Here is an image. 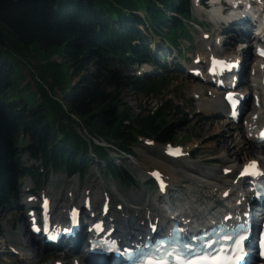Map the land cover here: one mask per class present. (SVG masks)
Here are the masks:
<instances>
[{
    "label": "trees",
    "instance_id": "16d2710c",
    "mask_svg": "<svg viewBox=\"0 0 264 264\" xmlns=\"http://www.w3.org/2000/svg\"><path fill=\"white\" fill-rule=\"evenodd\" d=\"M191 18V0H0V206L13 205L20 178L41 183L45 171L83 174L91 159L134 185L112 152L133 153L138 136L172 142L188 121L171 119L178 110L171 102L146 114L133 115L126 107L125 90L152 92L165 84L128 74L133 65L158 64L138 26L177 46L181 36L189 38ZM4 29L24 45L63 46L59 63L68 64L72 80L60 91L62 100L52 89L59 79L53 78L52 86L42 79L50 77L48 71L36 74L42 83L37 105L15 99L16 68L4 55L10 44ZM25 154L40 161L43 170L26 167Z\"/></svg>",
    "mask_w": 264,
    "mask_h": 264
},
{
    "label": "rangeland",
    "instance_id": "374dc122",
    "mask_svg": "<svg viewBox=\"0 0 264 264\" xmlns=\"http://www.w3.org/2000/svg\"><path fill=\"white\" fill-rule=\"evenodd\" d=\"M199 11H201L203 15L197 10H193L191 26L192 45L184 39L179 45L180 49H170L169 46H166L164 41L157 38L156 43L149 46L151 47V49H149L151 54L156 56L168 67L167 73H160V69L151 71V80H156L159 84L164 82L165 85L156 88L152 92H147L146 88H144L143 91L134 88L124 91L125 105L133 115L146 114L148 111L156 108L162 103L169 101H171L173 105L178 104L179 107L176 111L177 114H174L171 119H182V121H184V119L187 118L188 121L184 122L185 125L178 133V139L174 140L173 143L182 144L184 147L190 146V151L192 152L193 157H190L191 159L186 158L178 161L172 160L165 156V146L141 140L133 147V155L112 152V155L115 156L116 162L119 164L122 163L137 180L138 184L135 186L127 185L125 182H121L107 174V172L99 165L100 163L103 164V162L99 163L96 159L88 161L87 169L83 174L69 176L65 172L56 173L49 171L47 173L48 176L44 179V182L39 189L35 186L34 180L31 178L26 177L18 180L16 198L13 205L11 207L0 206V223L2 226V236L0 238V264H46L48 262L52 263L54 258H56L55 255L58 253L57 250L52 251L49 247L47 248L43 246H41L42 249L40 250L39 257V254H37L39 248L36 243L37 241H32L26 234L27 229L25 224L29 223V220L27 215L28 209L25 207L24 200L29 194L27 193L28 190L33 187V195L36 193L40 194L41 192L43 194V192L46 193L50 190L63 194V199H54L55 201H59L61 203H59L60 205H67L68 195L70 197L73 190L80 191L79 197L73 192L74 197L80 202H82L84 197L86 198L85 194L89 192L88 189L93 192L98 191L100 202L98 204L94 202V205L97 206V211H100L101 201L104 199V194H111L112 192L114 194V197L112 196L113 208L115 209H113V212L120 214L128 211V213H130L129 208H131L133 211L131 215L136 219L137 215H140V213L143 215V210L150 208L149 205H145V200L153 199L154 201L157 200L156 203H159L153 181L146 178L148 176L147 171L154 168L155 171L156 169L161 170V165L179 166L185 163L192 166L196 172H203L212 175L217 169L223 167L222 157L227 150V146L231 145L233 140L234 143L232 146L235 145L237 149L239 148L236 146L235 142L241 138L242 127L238 124L230 123L228 119L226 121V116L214 115V117L211 113L202 111L193 95V89L200 87L198 86L200 85V82L188 77L186 72H184V69L179 65L184 64L186 61L190 63L193 62L194 55L199 50L206 48L207 45L202 44V35L204 32H210V34H213L215 30H218L215 25L209 23L210 10L200 8ZM193 25H195V27ZM4 31L10 42L8 48L4 49V55L9 58L16 68L13 77L15 84L13 89H11V93L15 99H25L31 105H37L40 101L42 83L37 79L36 74L41 75L43 71H48L50 74L49 78H43L42 75L41 77L49 86H52L53 78L59 79L56 87H52V89L54 96L57 99L62 100L60 91L63 90L64 87H67L72 80V72L69 70L68 64L65 63L60 65L59 63L63 58V46H54L45 50L40 48L37 43L24 45L21 44L13 34L8 33L7 29H4ZM231 33H233V36L235 35L234 32ZM145 37L148 41L154 39V36L150 31H148V33L146 32ZM228 47H230L226 49V51H229L228 53L231 52L232 54H236L237 48L240 47L237 38L231 41ZM178 51L183 52L180 56L181 58L178 56ZM245 55L246 57L249 56L247 53ZM54 67L57 68V70H51ZM140 67L133 68L136 69V71L135 73L130 74L137 75L143 70L142 66ZM56 73L57 75L55 77L54 75ZM162 77H167L166 82L159 80ZM76 82L77 79H73V84ZM245 82H247V79H245ZM251 105L252 111L250 110L248 115L258 108L256 103L252 102ZM214 112L215 111H213V113ZM218 121H220V123H222V121L225 122L224 126L221 125L219 127V124L217 123ZM236 125L239 126V129H235L234 126ZM217 138H222L223 144H217ZM194 148H196L195 151ZM249 149H253L255 153L253 152L252 156L255 158L260 159L264 157V146H255L251 144L249 145ZM239 152L241 151L239 150ZM238 154L245 157L248 154L247 149L243 154ZM22 162L25 166L40 164V162L33 161L27 154L22 157ZM178 171L180 172L178 173L176 180L180 181L181 186L175 188H179L177 193L180 195L182 203L184 202L183 196L186 199L189 198L188 200L191 201V199L194 198L193 194L195 191L197 192L196 196H200V202H203L206 197L208 199H213L218 196L216 191L212 194L214 191L212 187L210 185L205 187V183H203L202 180L198 182L191 181L184 174L186 170L182 169ZM104 184L107 185L109 190L103 188ZM207 190L208 192H206ZM39 199L40 196H38V200ZM121 203H123L127 209L123 207L118 208V204ZM70 204H73V202ZM58 208L59 205L57 209ZM139 222L140 221H138V223ZM135 228L136 227H134V229ZM11 240H16L18 243H13ZM23 244H26V246L29 244V250H26L25 252L22 251L23 257L15 256L10 249V246L19 250V247L23 246ZM83 248L81 250V256L86 255L85 253L87 252V249L84 248L83 250ZM58 251L61 253L60 248ZM26 254L28 257H26ZM63 255L67 254L63 252Z\"/></svg>",
    "mask_w": 264,
    "mask_h": 264
},
{
    "label": "bare ground",
    "instance_id": "6f19581e",
    "mask_svg": "<svg viewBox=\"0 0 264 264\" xmlns=\"http://www.w3.org/2000/svg\"><path fill=\"white\" fill-rule=\"evenodd\" d=\"M240 19H241V22L234 23L236 19L229 17V19H228L229 24L225 25L224 29L226 31L229 30V32H236L238 42H241V43L250 42L251 40H253V39H251V36L253 34V31H252L253 23L248 19H243V18H240ZM225 20H227V18H225ZM210 43L211 42H209V41L207 42L208 45H210ZM213 51L216 53H221L220 50H213ZM246 53H247V55L251 54V56L253 57L251 64H250L251 65L250 71H254L256 76L259 73L262 74L261 63L256 60V58L254 56V52L250 50V46L243 47L240 50H237L236 54H232V53H228V54L230 56H232V59L235 60L238 58L245 57ZM197 56H200L203 58L204 54L199 53ZM244 73H245L244 76H246V73H247L246 69L244 70ZM199 81H201V80H199ZM198 86H200V87L194 88L193 92L199 94V97L197 98V100H198L197 103L199 104V108L202 111L207 112V113H211L212 116H214L215 113L217 112V110H220L223 106H225L224 100H223V95L221 94L219 89H217L213 86H210L208 83H206L204 81H201L200 85H198ZM247 87H248L249 91H251V92L256 91V89H257L256 80H253L251 83H249L247 85ZM206 90L211 91L210 96L206 95ZM236 91H238V89H236ZM247 98H248V95H246L245 100ZM213 111H215V112L213 113ZM228 113H229V111H228ZM228 113H227V115H229ZM255 114L257 115V118H254ZM261 122L264 123V111L263 110L257 109L253 112L252 115H246V114L244 115L243 121H241V123L238 124V125H240V127L244 126V130L242 131L241 138L235 142L236 146H238L239 148L237 149L235 147V145L232 146V144L234 143V140H233L232 144L227 146V150L222 157L223 167H221V169H217L216 172L212 175H208L207 173L205 174L203 172H196V171H194V168L192 166H189L185 163H183L179 166H167V165L162 166L161 165V167H160L161 170L159 169L158 171L162 174L163 177H165L167 184H168V190L171 193L175 190V187H177V186L180 187V181H177L176 179H177L178 173L180 172L178 170H182V169L186 170V172L184 174L191 181H197L198 182V181L202 180V182L205 183V187L207 185L208 186L210 185L212 187V189L214 190L212 194H214L215 191L220 190L219 196L215 199H208L206 197L203 202H200V196H199L196 199H192L191 201H185L184 202L182 210H183V212H185L186 217H189L192 219V223L197 224V222H199V223L203 222L204 218H206L207 216H209L211 214H216V215L220 214L222 209H221V207H219L216 204V202L220 198L223 197V193L225 191L229 190V192L231 194V192L235 188H238L241 186V185L239 186L237 184H234L233 180L236 176L237 170L239 168H241V166L243 164L247 163L248 161H250L252 159H256L254 156H252L254 151H253V149H249V145L252 144V145L256 146V144H257V141L255 139V136L257 133L256 128L258 127V123H261ZM217 123L219 124V127H220L221 125L224 126L225 122L222 121V123H220V121H218ZM234 127H235V129H239V126H237V125ZM229 131H231V130H229ZM216 143L217 144H223L222 138H217ZM261 144L264 145V143H261ZM246 149H247L248 154L245 157L238 154V153L243 154V152L246 151ZM185 150H189V148H185ZM239 150L241 152H239ZM260 159L264 163V157L260 158ZM226 168L232 169V173L224 175L223 170ZM103 188L106 190H109L107 185H105V184H104ZM88 190H89V192H87V194H85L86 197H91V199H93V202L98 204L100 202L98 191L93 192L90 189H88ZM208 190L206 192H208ZM73 192L77 197H79L80 191L73 190L72 193ZM192 192H193V190H192ZM46 193L52 199H57V198L63 199V194H61L59 192H54V191L50 190L49 192H46ZM74 194H73V196H74ZM196 194H197V192L195 191V193L193 194V197H196ZM199 194H200V191H199ZM242 198H243V194H241V192H240L235 197V201L238 199H242ZM84 199H85V197H84ZM157 199H158L159 203H156L157 200L154 201L153 199L145 200L144 201V203L146 202L145 205H149L150 208L147 210H143V215H141V213H140V215H137L136 219H134L132 217L131 213L133 211L131 208H129L130 213L126 214L127 223H125V219L122 216H115L113 219V222H111V224L116 225V226L117 225L123 226L126 224L127 226L125 227L124 230L126 231V233L130 234L131 229L137 225L138 221H140L138 223V225H144L146 222H148V224H149L150 223L149 221L154 223L155 217H162V213L164 211V208H162V203H161L160 197L158 196ZM177 199H181V198L176 197L175 200H177ZM67 200H68L67 202L69 203V202H71L72 199H71V197L68 196ZM102 200H104V199H102ZM76 202H79V201H78V199H76V197H74L73 203H76ZM25 205H26V201H25ZM58 205H59V208L57 209ZM65 207H66V205H60L59 203H57L56 206L54 207L55 211L61 210V212L58 215L59 217H61V216L65 217L66 211L63 210ZM163 207H164V205H163ZM254 208H258V207H254ZM101 210H102V204H101ZM174 211L175 210H171V212H169L167 214L170 215ZM167 217H168L167 215H164V217L160 220V225H162V223L167 219ZM83 223L84 222H82V224ZM148 228H150V227H148ZM143 231H144V228H141L140 233H142ZM81 233L82 232L77 234V237L80 236ZM11 241L13 243H18L16 240H11ZM68 244H69L70 248L72 249L69 252L70 253H77L76 257H78V254L81 253L82 248L83 247L85 248L87 246V243L80 240V238H76V239H73L72 241H68ZM28 245L29 244H27V246ZM25 246H26V244H23V246H21L20 248H22V247L25 248ZM57 246H60V245H57ZM84 248H83V250H84ZM41 249H42L41 245H39V248L37 250V254H39V257H40V250ZM111 256H112V254H110V255H105V254L104 255H94V256L93 255L91 256V254H88V255L84 256L83 258L78 257V264H89V263H91V264H114L115 261L112 259ZM65 257H68V254L65 255ZM63 264H75V263H74V260L68 259V260L64 261Z\"/></svg>",
    "mask_w": 264,
    "mask_h": 264
},
{
    "label": "snow or ice",
    "instance_id": "6c2138e0",
    "mask_svg": "<svg viewBox=\"0 0 264 264\" xmlns=\"http://www.w3.org/2000/svg\"><path fill=\"white\" fill-rule=\"evenodd\" d=\"M261 54L264 55V52H261ZM250 167L254 168L255 162H253V164ZM229 239H231V238L229 237ZM243 239L244 238L241 237L237 241V245H236V249H235V255L231 259H229V258H217L215 260H211V258H202L199 260H194V261L189 262V261L183 260L182 258H177V264H237L238 261L243 259L242 255H240V253L243 251L242 246H241ZM169 254L174 255V253H169ZM261 255H264V252H262ZM148 264H167V262L162 261V260H149Z\"/></svg>",
    "mask_w": 264,
    "mask_h": 264
}]
</instances>
